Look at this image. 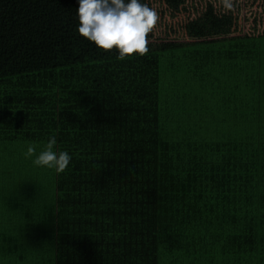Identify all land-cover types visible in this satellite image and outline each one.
I'll return each instance as SVG.
<instances>
[{
  "label": "trees",
  "instance_id": "16d2710c",
  "mask_svg": "<svg viewBox=\"0 0 264 264\" xmlns=\"http://www.w3.org/2000/svg\"><path fill=\"white\" fill-rule=\"evenodd\" d=\"M78 6L0 0V264H264V30L206 0L118 60Z\"/></svg>",
  "mask_w": 264,
  "mask_h": 264
},
{
  "label": "clouds",
  "instance_id": "9594fccd",
  "mask_svg": "<svg viewBox=\"0 0 264 264\" xmlns=\"http://www.w3.org/2000/svg\"><path fill=\"white\" fill-rule=\"evenodd\" d=\"M76 15L78 33L103 50H117L118 60H125L133 53L144 56L150 51L149 33L158 21V12L140 0H78ZM224 7L231 9L232 0H224ZM56 136H50L43 148L30 143L24 153L32 158L34 166L54 169L63 173L68 169L72 156L67 151L55 150Z\"/></svg>",
  "mask_w": 264,
  "mask_h": 264
},
{
  "label": "rangeland",
  "instance_id": "374dc122",
  "mask_svg": "<svg viewBox=\"0 0 264 264\" xmlns=\"http://www.w3.org/2000/svg\"><path fill=\"white\" fill-rule=\"evenodd\" d=\"M206 0H184L185 8L170 14L162 0H147L148 6L158 12V21L152 33L155 38L186 39L182 25L186 19L195 16ZM216 7H224V0H211ZM228 9L234 17V33H251L264 30V0H232Z\"/></svg>",
  "mask_w": 264,
  "mask_h": 264
}]
</instances>
